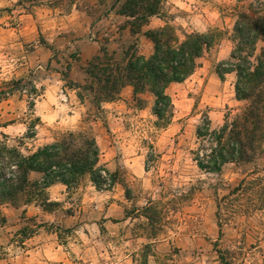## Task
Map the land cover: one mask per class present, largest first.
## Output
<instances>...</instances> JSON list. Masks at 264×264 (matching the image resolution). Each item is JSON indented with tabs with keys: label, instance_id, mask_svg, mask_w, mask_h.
Returning a JSON list of instances; mask_svg holds the SVG:
<instances>
[{
	"label": "rangeland",
	"instance_id": "rangeland-1",
	"mask_svg": "<svg viewBox=\"0 0 264 264\" xmlns=\"http://www.w3.org/2000/svg\"><path fill=\"white\" fill-rule=\"evenodd\" d=\"M30 1L0 0V172L3 140L29 154L81 127L95 135L98 168L113 173L116 183L98 189L90 175L71 186L54 183L49 210L36 202L1 204L3 264H142L146 256L151 263L264 264V161L241 168L229 163L218 173L194 160L204 117L221 110L222 122L211 121L217 128L244 106L230 105L235 72L218 86L212 78L221 79L219 63L235 61L236 25L244 15H264V0H162L160 13L137 33L121 14L125 0ZM167 25L181 39L186 32L213 39L195 72L167 88L170 114L158 117L151 94L136 97L126 86L100 106L85 99L76 128L38 116L35 104L51 84L63 93L84 82L80 40L93 39L109 51L137 42L149 56L154 43L145 32ZM262 48L259 39L255 54ZM29 128H36L32 138ZM254 168L261 178L233 193L244 171Z\"/></svg>",
	"mask_w": 264,
	"mask_h": 264
},
{
	"label": "trees",
	"instance_id": "trees-1",
	"mask_svg": "<svg viewBox=\"0 0 264 264\" xmlns=\"http://www.w3.org/2000/svg\"><path fill=\"white\" fill-rule=\"evenodd\" d=\"M37 1L40 0L30 2ZM161 7L162 0H125L121 14L132 19L131 31L137 33L151 16L160 13ZM145 35L154 43V52L149 56L140 53L137 42L113 51L101 47L100 53L84 67V82L73 86L82 102L89 99L100 106L118 99L122 90L131 86L136 97L145 93L154 97L153 112L158 117L171 113L173 102L167 88L195 72L213 39L199 32H186L181 39L170 25L150 29ZM236 39L231 55L235 61L219 63L217 73L221 79L227 73H236V98L244 101V106L228 114L217 128H212L208 116L198 125L200 149L195 152L194 160L202 170L220 173L229 163L241 168L264 161V48L255 54L257 41L264 39V15L242 16L236 25ZM35 135L36 128H29L26 136ZM99 160L97 139L92 131L84 128L63 132L53 142L29 154L3 140L0 205L9 203L20 207L36 202L49 210L55 204L48 196L51 185L57 182L75 185L86 175H90L98 189H110L116 177L109 170L98 168ZM260 171L259 168L245 170V177L232 192L251 189L261 178ZM32 174L36 177L32 178ZM218 212L220 215V207ZM2 221L6 222L5 216ZM142 264L168 263H151L146 256Z\"/></svg>",
	"mask_w": 264,
	"mask_h": 264
},
{
	"label": "crops",
	"instance_id": "crops-1",
	"mask_svg": "<svg viewBox=\"0 0 264 264\" xmlns=\"http://www.w3.org/2000/svg\"><path fill=\"white\" fill-rule=\"evenodd\" d=\"M74 17V16H73ZM82 42L80 48V62L83 64L88 63L94 57H96L101 50V46L97 41L93 39L80 40ZM232 73V72H231ZM229 74V73H228ZM213 81L218 86V83L222 82L224 79L218 80L217 78H212ZM58 82V81H56ZM172 85V84H171ZM131 87V86H130ZM59 88L57 84H51L49 86L47 93L42 94V98L35 104L38 116L41 117L43 122H59L65 128H76L81 122L83 116L81 107L84 103L78 97L77 89L65 86L66 92L59 93ZM209 88V85L205 88ZM217 92V91H216ZM217 97L211 96V99ZM234 100V101H233ZM232 103H241L242 100L233 99ZM231 107V106H230ZM210 119L215 124H220L223 120V112L217 110L216 108L210 111ZM212 123V122H211ZM12 123H8L6 126L1 128H8ZM81 128V127H80ZM3 211V207H2ZM3 235V226L0 227V264H3V241L5 240Z\"/></svg>",
	"mask_w": 264,
	"mask_h": 264
}]
</instances>
